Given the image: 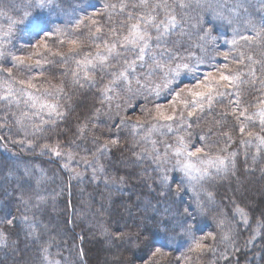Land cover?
<instances>
[{"label":"snow or ice","instance_id":"1","mask_svg":"<svg viewBox=\"0 0 264 264\" xmlns=\"http://www.w3.org/2000/svg\"><path fill=\"white\" fill-rule=\"evenodd\" d=\"M66 3L0 0V147L9 153L0 159V177L15 183L23 209L0 215V247L8 246L5 226L19 220L36 246L34 264H61L50 252L55 238L42 239L33 210L88 173L109 190L125 187L126 176L101 163L115 149L130 153L165 205L152 228L137 225L135 235L117 238L170 256L169 264H199L223 244L218 259L232 264L228 249L239 251V229L252 230L245 246L264 236V210L253 226L244 207L218 203L214 191L236 174L241 148L245 164L264 160V0ZM77 94L92 103L73 131ZM17 153L48 156L67 172L60 192L47 190L45 168L21 165ZM148 208L160 213L150 201ZM209 219L215 229L206 231ZM78 255L82 261L83 251Z\"/></svg>","mask_w":264,"mask_h":264},{"label":"trees","instance_id":"2","mask_svg":"<svg viewBox=\"0 0 264 264\" xmlns=\"http://www.w3.org/2000/svg\"><path fill=\"white\" fill-rule=\"evenodd\" d=\"M231 2L232 0H228L229 4ZM71 3L72 0H67L65 6L67 7ZM81 92L88 95L86 90H81ZM85 95L77 94L74 97L73 104L74 106L79 105V107H76V111L71 117L73 131L77 120L86 114V106L92 103L90 95L88 99H85ZM203 127L205 130L207 129V125ZM69 138H72V132L67 133L65 142ZM10 147L12 146L10 145ZM85 147H91V145L85 144ZM13 151L16 149L13 148ZM240 151L236 174L227 180L218 181L214 191L218 203L228 205L230 200H235L244 207L249 212L250 221L254 226L255 222L261 219V210H264V172L261 171L264 169V160L253 164L249 157L247 164H245L242 154L243 148ZM251 151L254 152L255 149ZM17 155L26 157L28 161L45 167L47 171L59 174L57 176L61 183L58 184L57 188L52 187L49 183L50 189H47L49 192L55 190L59 193L60 186L68 180V173L64 172L57 163L47 156H33L27 153H17ZM110 157V160H102L101 163L105 165L106 171L118 176L125 175L126 186L119 191L109 190L102 181H92L90 173L86 174L83 183L71 181V188L57 195L55 201L49 200L40 211L33 210L40 222L39 231L43 233L42 239L55 238L50 252L53 254V258L61 261V264L65 262L63 260L67 257L73 264H99L101 252L97 249L100 246L104 248L105 254L107 253L111 258L109 264H166L171 260L170 256H151L148 248L143 245L140 247L130 246L127 244L126 237L117 238L122 231L135 235L137 225H140L141 229L145 225L152 228V218L160 219L165 205L162 198H160L159 203L157 202L158 193L155 191L157 185L152 180L138 175L141 169L132 166L130 153L123 152L122 154L121 151L114 149L113 153H110ZM5 158L0 151V159ZM126 164L127 166H125ZM0 184H3L8 191V195H4L3 190L0 189V215L5 212H12L19 216L23 209L18 210V200L16 195L12 193L15 183L13 182L9 186L4 184V178L0 177ZM81 187L83 188L82 193ZM249 193L254 194L255 198ZM149 201L155 208L160 209V213L152 208L145 210L146 203ZM86 202V214L78 218L77 215L86 207L84 206ZM226 211H230V207ZM16 223L17 227L11 230L9 226H5L8 246L0 247V264H34L37 258L36 246L32 239L26 236L19 220ZM101 224L115 235L111 237L103 235ZM201 227L206 231L215 229L211 219L202 224ZM239 233L236 237L239 251L233 254L232 249H228L229 260L232 264H264V236L256 237L252 243L245 246V242L251 238L252 230L241 228ZM81 237H83L82 240ZM181 243L177 239L173 246L179 247ZM80 250L84 253L82 261L78 255ZM223 250L224 245L221 244L219 251ZM219 251L216 257H213L209 252L199 261V264H210L213 259H216V264H228V261L218 259ZM57 253L59 255H56ZM176 255H179V252Z\"/></svg>","mask_w":264,"mask_h":264},{"label":"rangeland","instance_id":"3","mask_svg":"<svg viewBox=\"0 0 264 264\" xmlns=\"http://www.w3.org/2000/svg\"><path fill=\"white\" fill-rule=\"evenodd\" d=\"M17 3L20 5V7H22V4H20V0H17ZM11 15H13V16H15L16 15V13L15 12H12V13H10ZM21 15H22V12L20 13ZM253 14L254 15H259V13H256L255 12V10H254V8H253ZM209 20H211V16L209 15L208 17H207ZM163 102V101H162ZM0 151L4 154V156L7 158L8 156H9V153L8 152H6L5 151V149L4 148H2V147H0ZM27 154H29V153H27ZM18 157H19V159H20V161H21V165H24V164H27V165H32V164H36V165H39V164H37V163H35V162H32V161H28V159L26 158V157H23V156H19L18 155ZM47 158H48V156H47ZM40 167H43V166H41V165H39ZM43 168H45V167H43ZM46 169V168H45ZM47 170V169H46ZM81 170H83L82 168H81ZM21 171H22V167H21ZM64 171V170H63ZM65 172V171H64ZM47 174H48V176H49V181L47 182V184L45 185L46 187H47V189L49 188V183L51 184V186L53 187V186H55V188H57L58 187V184H60L61 183V181H60V179H59V177L57 176V174L56 173H53L52 171H47ZM59 175V174H58ZM77 182V180H75V182L74 183H76ZM79 182V181H78ZM83 182H85V179H84V181ZM34 183V182H33ZM83 188H84V186H83ZM83 188L81 187V193L83 192ZM50 189V188H49ZM49 191V190H48ZM250 194V196H252L253 198H255V196H254V194L253 195H251V193H249ZM87 205V202L85 203V205L84 206H86ZM86 208H87V206L86 207H84V209H82V211H80V213L77 215V217L78 218H80V217H82V216H84L85 214H86ZM144 208V207H143ZM99 252H101V258H100V263L99 264H109V261L111 260V258L107 255V253L105 254V251H103L104 250V248H102L101 246L97 249ZM116 253V252H115ZM100 254V253H99ZM113 259V258H112ZM63 261H67V264H73L72 263V261L70 260V259H68V257L66 258V259H64ZM65 263V262H64ZM63 263V264H64ZM166 264H169V262H167Z\"/></svg>","mask_w":264,"mask_h":264}]
</instances>
